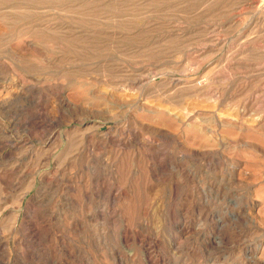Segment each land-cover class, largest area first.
I'll use <instances>...</instances> for the list:
<instances>
[{"label": "rangeland", "instance_id": "1", "mask_svg": "<svg viewBox=\"0 0 264 264\" xmlns=\"http://www.w3.org/2000/svg\"><path fill=\"white\" fill-rule=\"evenodd\" d=\"M0 264H264V0H0Z\"/></svg>", "mask_w": 264, "mask_h": 264}, {"label": "bare ground", "instance_id": "2", "mask_svg": "<svg viewBox=\"0 0 264 264\" xmlns=\"http://www.w3.org/2000/svg\"><path fill=\"white\" fill-rule=\"evenodd\" d=\"M192 82V81H191Z\"/></svg>", "mask_w": 264, "mask_h": 264}]
</instances>
